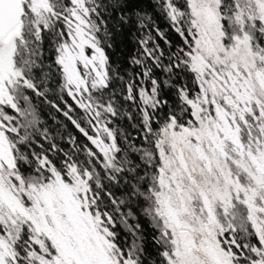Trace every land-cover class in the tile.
Instances as JSON below:
<instances>
[{
    "label": "snow or ice",
    "instance_id": "snow-or-ice-1",
    "mask_svg": "<svg viewBox=\"0 0 264 264\" xmlns=\"http://www.w3.org/2000/svg\"><path fill=\"white\" fill-rule=\"evenodd\" d=\"M0 264H264V0H0Z\"/></svg>",
    "mask_w": 264,
    "mask_h": 264
},
{
    "label": "trees",
    "instance_id": "trees-1",
    "mask_svg": "<svg viewBox=\"0 0 264 264\" xmlns=\"http://www.w3.org/2000/svg\"><path fill=\"white\" fill-rule=\"evenodd\" d=\"M132 50H133V45L131 44V42L124 41L121 39L117 42V47L114 50H111L110 54L112 55V58L114 61H119V60H122L123 58L127 57ZM53 117H55V119L63 120V117L60 116L59 114H56L54 112V110L49 112L48 107L44 106V111L42 113V119L46 120L51 125L55 122ZM72 131L74 134H77V133H75L74 129ZM140 223H141L142 228L144 230L145 237L148 238L147 239V245L149 247V250H151L152 229H151L147 219H145L144 217L140 218ZM121 234H122V236L126 235L125 233H123V230H121Z\"/></svg>",
    "mask_w": 264,
    "mask_h": 264
}]
</instances>
